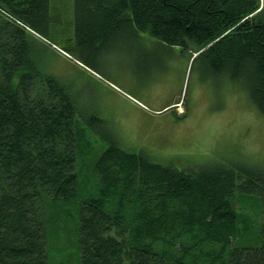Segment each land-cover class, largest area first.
Returning <instances> with one entry per match:
<instances>
[{
    "label": "trees",
    "instance_id": "obj_1",
    "mask_svg": "<svg viewBox=\"0 0 264 264\" xmlns=\"http://www.w3.org/2000/svg\"><path fill=\"white\" fill-rule=\"evenodd\" d=\"M50 3L0 0V264H48L46 207L77 196L76 120L102 123L74 94L78 73L42 67L48 49L32 32L48 38L61 22ZM72 26V46L60 47L85 65L118 42L129 54L136 30L193 44L212 72L245 86L264 116V0H73ZM93 166L98 195L79 205V264H187L183 237L194 230L215 257L225 253L220 264H264V169L179 167L116 140ZM234 191L260 196L258 246H230L239 232Z\"/></svg>",
    "mask_w": 264,
    "mask_h": 264
},
{
    "label": "rangeland",
    "instance_id": "obj_2",
    "mask_svg": "<svg viewBox=\"0 0 264 264\" xmlns=\"http://www.w3.org/2000/svg\"><path fill=\"white\" fill-rule=\"evenodd\" d=\"M50 2L51 13L61 22L51 24L48 38L35 37L48 47L53 43L71 47L73 0ZM50 49L42 55L45 71L66 78L81 73L73 62ZM122 50L114 45L112 53ZM130 50L122 60H103L101 56L96 65L81 59L106 87L96 88L88 80L89 86L81 84L79 89L76 82L74 91L78 97L82 95L84 107L94 108L102 123L86 127L76 120L77 196L46 207L48 264H79V205L98 195L93 165L112 140L155 162L179 167L226 163L238 172L240 168L264 169V116L251 103L241 82L212 72L197 56L200 50L190 43L167 44L146 32ZM105 56L112 57L111 53ZM232 203L239 232L231 238L230 246H258L263 218L260 196L234 191ZM195 233L183 237L187 264L222 263L225 253L215 257L212 244ZM179 247L176 240L170 248L177 251Z\"/></svg>",
    "mask_w": 264,
    "mask_h": 264
},
{
    "label": "crops",
    "instance_id": "obj_3",
    "mask_svg": "<svg viewBox=\"0 0 264 264\" xmlns=\"http://www.w3.org/2000/svg\"><path fill=\"white\" fill-rule=\"evenodd\" d=\"M145 33L146 32H144V31H140V30H136V32H135V34H136V37L137 38H140L141 36H143V38H144V36H145ZM39 42H41L42 43V45L46 48V49H50L51 47H48L47 45H44V43L42 42V41H40L38 38H36ZM116 45H118V47H120L121 49H124V47H123V44L122 43H120V42H118V44H116ZM51 50V49H50ZM53 50V49H52ZM76 51V50H75ZM108 53H111V55H112V57H106L105 55H107ZM113 55H117V57H115V56H113ZM127 55H128V52H126L125 50H122L121 52H119V53H116V54H113L112 53V50L110 51V52H106V53H104L103 55H102V59L103 60H114V59H117V60H122L123 58H127ZM119 56V57H118ZM119 58V59H118ZM72 60L74 61V62H77V63H82L80 60H78L76 57H74V56H72ZM76 63V64H77ZM83 64V63H82ZM81 64V65H82ZM84 65V64H83ZM77 66V68L80 70V77H82L81 79H83V80H86V81H88V80H90L92 83H94V87H96V88H99V87H101V86H104V87H106L103 83H99V81H98V79H97V77L96 76H98V75H96L95 73L93 74L92 73V71H94V70H92V68H90L89 66H85L86 68H84V67H81V66H78V65H76ZM98 74V73H97ZM110 88V90L113 92V93H115V95L117 94L116 93V91H113L114 89L113 88H111V87H109Z\"/></svg>",
    "mask_w": 264,
    "mask_h": 264
},
{
    "label": "flooded vegetation",
    "instance_id": "obj_4",
    "mask_svg": "<svg viewBox=\"0 0 264 264\" xmlns=\"http://www.w3.org/2000/svg\"><path fill=\"white\" fill-rule=\"evenodd\" d=\"M67 60V59H66ZM64 62V61H63ZM74 77H76V75H75V73H74ZM81 84H83V85H86V84H88V86H89V83H88V81H83V82H80L79 84H78V86H80ZM79 89V88H78ZM77 89V90H78ZM74 90V89H73ZM75 95H77V93H74Z\"/></svg>",
    "mask_w": 264,
    "mask_h": 264
}]
</instances>
